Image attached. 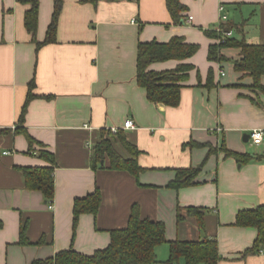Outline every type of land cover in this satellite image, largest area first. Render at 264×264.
Returning a JSON list of instances; mask_svg holds the SVG:
<instances>
[{"label":"crops","instance_id":"1","mask_svg":"<svg viewBox=\"0 0 264 264\" xmlns=\"http://www.w3.org/2000/svg\"><path fill=\"white\" fill-rule=\"evenodd\" d=\"M39 1L37 39L42 42L54 0ZM181 2L188 8L184 20L176 23L166 0H63L57 40L38 47L24 23L30 4L0 0V130L8 129L0 133V264H32L70 247L91 254L110 243L112 229L127 225L134 204L142 217L166 224L168 242L156 247L154 264L169 258V241L212 237L218 240V264H264V253L245 255L257 229L235 224L239 210L264 204V146L252 151L250 139H244L253 129H264V95L259 104L253 102L249 96L255 93L248 87L252 78L235 70L240 48L224 47L225 60L209 59L210 46L219 43V37L206 33L233 25L228 28L231 37L264 44V0ZM173 36L198 44V51L185 60L154 62L149 68L194 65L177 107L151 102L137 82L139 42H166ZM32 80L35 97L22 128L35 139V153L29 152L25 132L17 131L22 129L18 120ZM127 119L136 127L121 132L140 150L138 162L144 170L138 177L108 168V158L105 167L93 165L96 143L103 135L112 137L110 128ZM115 138V149L129 157ZM193 141L207 146L192 147ZM223 144L261 159L240 162L226 155ZM210 146L217 149L212 154ZM42 147L55 157L53 208L41 191L26 187L19 169L50 165L40 157ZM200 165L199 183L168 186L176 169ZM97 187L102 194L98 213L81 214L74 227L76 198ZM188 206L203 208V227L193 216L178 222V207L185 214ZM23 225L29 241L25 245L19 243ZM176 264H185V259Z\"/></svg>","mask_w":264,"mask_h":264},{"label":"trees","instance_id":"2","mask_svg":"<svg viewBox=\"0 0 264 264\" xmlns=\"http://www.w3.org/2000/svg\"><path fill=\"white\" fill-rule=\"evenodd\" d=\"M30 4L26 10L24 23L32 40L38 47L43 44L55 42L57 40V29L63 0H54V12L48 26L47 35L44 41L37 39L39 22V0H21ZM83 2L97 3L99 0H82ZM114 1V0H110ZM167 7L176 23L184 20L183 12L187 6L181 0H166ZM224 29H231L233 25L224 26ZM241 28V27H240ZM206 33L220 37L218 31L206 30ZM224 47H237L241 49V57L235 60V70L250 76L253 83L248 87L255 93L249 96L256 104L260 103V95H264V44L250 43L245 39L228 37L224 41L213 44L209 49L210 60H225L221 53ZM199 49L198 44L189 43L181 36H173L169 41L160 42L158 40L139 42L137 49V82L146 89L148 99L153 103H162L170 107H177L181 102V91L185 86V81L189 77V72L194 65L181 62L177 67L164 70H153L149 66L154 62L166 61L169 59L185 60L194 55ZM213 71L210 72L212 78ZM35 81L29 83V91L25 105L22 108L18 123L23 126L29 102L35 97L33 88ZM8 129L0 130V133ZM25 132L29 141V152L35 153L33 145L36 142L25 129L17 130ZM105 132V131H104ZM112 137H105L96 143L93 149V165L95 167H105V161L109 159L108 168L117 170H127L138 177L143 167L138 162L140 150L129 142L121 130L118 133L109 131ZM119 137L130 156L124 157L114 147L113 140ZM43 146V145H42ZM190 146H207L205 143L191 142ZM227 156H234L240 162H247L253 158L261 159L259 154L239 153L229 150L225 144L221 146ZM217 149L210 146L209 154ZM40 157L50 162V165L24 166L19 167L23 172L26 187L29 190H39L43 193L47 201H52L55 196L54 165L55 157L52 152L45 148L39 150ZM202 170V165L198 167H187L176 169V177L168 183L171 188L179 189L199 183L197 178ZM102 201V194L99 187L92 193L82 198H76L74 202V227L77 226L79 217L83 213L96 215ZM203 208L197 206L186 207L184 214L181 207H178L177 220L181 222L187 216L195 217L198 225H205V215ZM235 224L243 227H255L257 237L252 247L245 251V255L259 252L264 247V204L254 208H246L238 211ZM168 242L166 238V224L161 220H154L149 217H142L138 204H134L128 219V223L123 228L111 230L110 243L95 250L91 254L80 252L73 247L57 252L53 257L47 259H37L32 264H154L158 262L156 247ZM19 243L28 244L26 236V225L21 227ZM169 258L164 264H176L181 258L185 259V264H218L221 260L218 240L215 237L193 240H173L169 241Z\"/></svg>","mask_w":264,"mask_h":264},{"label":"built area","instance_id":"3","mask_svg":"<svg viewBox=\"0 0 264 264\" xmlns=\"http://www.w3.org/2000/svg\"><path fill=\"white\" fill-rule=\"evenodd\" d=\"M219 10L221 12V20L225 21L227 19V15L224 13L225 7L224 5H220ZM193 20V16H189L188 21L191 22ZM135 22V20H133ZM217 31L219 33H221L222 35L219 37V42L224 41L226 38L231 37V31L228 29H224L223 27H220L219 29H217ZM89 127V125H86ZM136 125L134 123V121L132 119H127L124 124L122 126H114L110 128V131L112 133H118L121 129H131V128H135ZM221 128L219 127L218 130H220ZM250 141L253 145H256L258 147L260 146H264V129L262 128H256L253 129L250 132ZM50 208H53V203L50 202L49 205ZM260 253H264V247L262 249H260L259 251Z\"/></svg>","mask_w":264,"mask_h":264},{"label":"rangeland","instance_id":"4","mask_svg":"<svg viewBox=\"0 0 264 264\" xmlns=\"http://www.w3.org/2000/svg\"><path fill=\"white\" fill-rule=\"evenodd\" d=\"M253 83V82H252ZM263 95V94H262ZM245 144L246 145H250V142H245ZM252 149V151L254 150L255 151V149H257L258 148V146H256V145H253V147H251Z\"/></svg>","mask_w":264,"mask_h":264},{"label":"water","instance_id":"5","mask_svg":"<svg viewBox=\"0 0 264 264\" xmlns=\"http://www.w3.org/2000/svg\"><path fill=\"white\" fill-rule=\"evenodd\" d=\"M249 138H250V134H246L244 139H245V141H248ZM102 163H104V161H102Z\"/></svg>","mask_w":264,"mask_h":264}]
</instances>
